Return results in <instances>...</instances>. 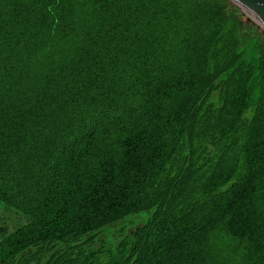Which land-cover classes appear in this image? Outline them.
Listing matches in <instances>:
<instances>
[{"label":"trees","instance_id":"trees-1","mask_svg":"<svg viewBox=\"0 0 264 264\" xmlns=\"http://www.w3.org/2000/svg\"><path fill=\"white\" fill-rule=\"evenodd\" d=\"M0 215V264H264V32L229 0H0Z\"/></svg>","mask_w":264,"mask_h":264},{"label":"water","instance_id":"water-1","mask_svg":"<svg viewBox=\"0 0 264 264\" xmlns=\"http://www.w3.org/2000/svg\"><path fill=\"white\" fill-rule=\"evenodd\" d=\"M264 32V0H229Z\"/></svg>","mask_w":264,"mask_h":264},{"label":"rangeland","instance_id":"rangeland-1","mask_svg":"<svg viewBox=\"0 0 264 264\" xmlns=\"http://www.w3.org/2000/svg\"><path fill=\"white\" fill-rule=\"evenodd\" d=\"M12 224H14L13 219H9L6 223L4 220H2V216L0 215V226L2 227L0 229V238L3 233H7L9 232L8 230L12 229Z\"/></svg>","mask_w":264,"mask_h":264}]
</instances>
